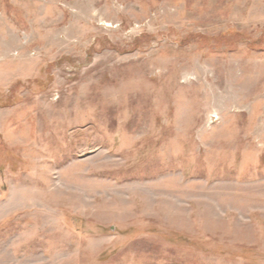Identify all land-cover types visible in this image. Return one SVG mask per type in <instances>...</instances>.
<instances>
[{"label":"rangeland","instance_id":"obj_1","mask_svg":"<svg viewBox=\"0 0 264 264\" xmlns=\"http://www.w3.org/2000/svg\"><path fill=\"white\" fill-rule=\"evenodd\" d=\"M0 264H264V0H0Z\"/></svg>","mask_w":264,"mask_h":264}]
</instances>
